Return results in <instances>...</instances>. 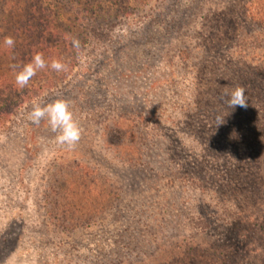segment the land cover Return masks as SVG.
I'll return each instance as SVG.
<instances>
[{"label": "rangeland", "instance_id": "1", "mask_svg": "<svg viewBox=\"0 0 264 264\" xmlns=\"http://www.w3.org/2000/svg\"><path fill=\"white\" fill-rule=\"evenodd\" d=\"M247 2L0 0V264H162L184 238L207 263L264 264V190L243 155L264 166V30ZM37 52L68 71L19 88ZM236 86L246 109L222 99ZM40 99L70 103L73 150L26 119ZM236 128L259 138L238 150Z\"/></svg>", "mask_w": 264, "mask_h": 264}, {"label": "clouds", "instance_id": "2", "mask_svg": "<svg viewBox=\"0 0 264 264\" xmlns=\"http://www.w3.org/2000/svg\"><path fill=\"white\" fill-rule=\"evenodd\" d=\"M7 49H12L15 46V40L11 36H7L3 41ZM76 46L78 41L74 40ZM13 67H16L13 65ZM49 67L56 72L68 71L67 65L60 59H52L50 63H46L43 54L37 52L31 62L25 64L15 75V83L19 88H24L29 81L37 75L40 70ZM224 97H227L226 99ZM224 103L227 107L235 109L236 107L247 108L248 98L246 89L243 86H236L231 93H225ZM26 119L32 124L39 126L42 121H46L49 130L55 133V140L58 145L66 146L68 150H73L79 143L82 136V128L78 121L74 118L71 111L70 103L67 100L56 99L51 102H46L43 99L33 101L31 111L27 112ZM217 126L224 122L223 116H216Z\"/></svg>", "mask_w": 264, "mask_h": 264}, {"label": "trees", "instance_id": "3", "mask_svg": "<svg viewBox=\"0 0 264 264\" xmlns=\"http://www.w3.org/2000/svg\"><path fill=\"white\" fill-rule=\"evenodd\" d=\"M246 6H247L246 10L250 13L251 20L254 19V22L257 25H259L261 29L264 30V0H248V2L246 3ZM179 52H180L179 55L180 57L183 58V60L188 59V53L186 50L182 49ZM29 62H31V60ZM13 86H14V83H10L9 89L12 90ZM244 117L246 116H243L242 114H237L233 120L235 121V123L239 124ZM1 120L3 119L0 118V121ZM250 123L251 121L248 120L245 126ZM250 127L254 128L258 126L257 124H250ZM258 130H247L246 129L248 133L244 134L245 130L241 129L239 131V129L236 128L234 131H232L231 129H229V132L227 133V139L230 143H232V141H236L237 143L234 146H238L237 147L238 150H243L245 147L251 148V144H253V142H256L255 139L259 138V135L257 134ZM251 131L253 132L249 134V132ZM248 137L250 138V141L248 140ZM248 143H250V145H248ZM243 155H246L245 158L248 161H251V162H248L247 164L245 163L244 167L248 168L249 171H253L255 173L254 174L256 175L255 180L256 181L259 180L258 182H261L260 187L262 190H264V180H262V174L264 173V166H262V164L260 165L258 162H255V160L257 161V159H259L258 155L252 151L245 153ZM243 155L239 154V158H242ZM236 168L238 169L241 167L240 166L238 167L237 165ZM261 218H262L261 220H257L254 223V226H255V229H257L258 231L264 234V213ZM178 244L176 246L177 249L180 248L178 253H176L175 255H169L167 260L163 259L162 264H232V263L235 264V261L229 260V262H232V263H229L226 260H224V257H221V256L217 257L218 259L216 260H212L211 263H207L206 262L207 260L204 259V257H206L207 254L203 252L205 250L202 248L203 246L201 244L199 243L190 244L189 240L185 238L182 240L180 245ZM231 258L233 257L231 256Z\"/></svg>", "mask_w": 264, "mask_h": 264}]
</instances>
